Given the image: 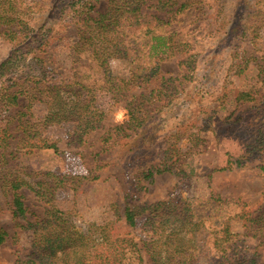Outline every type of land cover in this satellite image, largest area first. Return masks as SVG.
I'll return each mask as SVG.
<instances>
[{
    "label": "rangeland",
    "instance_id": "rangeland-1",
    "mask_svg": "<svg viewBox=\"0 0 264 264\" xmlns=\"http://www.w3.org/2000/svg\"><path fill=\"white\" fill-rule=\"evenodd\" d=\"M11 2L22 9L32 7L26 12V18L30 16V23L34 24L39 22L33 20L40 12L37 9L51 6V0ZM106 5V0H100L96 11H104ZM198 7L201 11L196 13L206 15H197L196 20L195 14L187 21L185 28L189 30L182 32L191 39L195 45L193 50L198 53L193 80L183 82L180 87L185 85L183 92L148 119L143 128L133 133L129 131L130 136H119L116 142L111 140L105 146L102 142L107 130L125 123L128 116L123 99L100 88L102 78L125 79L131 64L123 59L97 61L88 58V53H80L82 60L77 62L72 45L76 27L69 23L72 17L54 25L49 44L38 55L45 58L48 66L60 67L57 73L61 78L70 82L79 79L89 84L95 81L82 105L93 113L94 109L102 111L103 119L97 129L79 140L74 137L73 122L44 125L46 105L31 101L26 108H20L28 114L25 118L30 119L31 125L35 124L28 130L37 131L41 140L44 139L45 142L39 141L40 145L55 144L58 150L35 148L12 157L10 164L3 166L5 158L0 148V177L10 173L9 167L18 172H32L34 176L43 172L67 177L90 176L74 179L66 188L59 189L55 195L57 207L71 212L80 228L111 222L113 235L127 234L139 245L146 241L148 233L142 227V218L136 227L125 224V201L156 203L175 196L192 203L204 227L210 226V231L198 232L197 264H224L226 261V264H264V228L256 236L245 235L242 228L245 218L264 212V172L259 169L264 162V0H204ZM74 11L70 10L69 15L73 16ZM243 23L248 25L245 34H241ZM14 45L15 41L0 34V62ZM147 49L145 47L141 53ZM159 69V76L182 74L176 58L161 62ZM236 70L241 72L235 73ZM36 74L39 75L37 72L30 76ZM8 83L4 82V86L10 85ZM6 89L8 94L15 90L14 86ZM250 90L252 100H237L240 94ZM2 94L0 91V126L18 109L2 107ZM27 103L22 99L19 104ZM15 123L10 132H15L13 143H18L21 127L15 131ZM34 140L38 142V138ZM24 149L25 152L27 146ZM154 165L164 170L147 178L148 168ZM227 165L229 168H225ZM93 176L98 178L93 179ZM37 179L50 181L41 175ZM21 193L29 211L36 215L43 213L45 205L37 196L27 188H22ZM211 196L214 198L210 199ZM10 199V195L3 196L0 192V228L8 233L7 241L0 246V264H15L17 257L23 258L29 252L32 239L30 231L21 229L12 219ZM214 199L228 202L216 203ZM228 215L233 216L230 228L235 236L231 245L234 250L225 258L213 251L210 223L219 225L218 217ZM262 220L264 222V215Z\"/></svg>",
    "mask_w": 264,
    "mask_h": 264
},
{
    "label": "trees",
    "instance_id": "trees-1",
    "mask_svg": "<svg viewBox=\"0 0 264 264\" xmlns=\"http://www.w3.org/2000/svg\"><path fill=\"white\" fill-rule=\"evenodd\" d=\"M99 1L51 0L50 8L37 9L40 12L34 15L33 20L39 22L34 24L30 23V16L26 18V12L32 7L22 9L11 0H0V34L15 41L14 48L0 62V91H3L1 105L8 109L18 108L0 126V148L5 158L3 166L9 165L12 157L29 153L35 148L58 150L55 144L40 145L39 141L45 142L44 139L41 140L37 131L28 130L35 124L31 125L30 119L25 118L28 114L20 108H26L31 101L46 105L47 113L42 121L44 125L73 122L74 137L79 140L97 129L103 119L102 111L94 109L93 113L88 106L82 105L95 81L89 84L79 79L70 82L61 78L57 73L60 67L56 69L48 66L45 58L38 55L49 44L55 29L53 26L58 22L65 23L69 17H72L69 23L76 27L72 45L77 62L82 60L80 53H88V58L97 61L123 59L131 64L130 73L125 79L116 76L102 78L100 88L117 99H123L128 116L125 123L115 124L107 130L102 142L104 146L111 140L116 142L119 136H130L127 134L129 131L133 133L143 128L148 124V119L170 105L183 92L185 85L180 88L183 82L193 80L198 53L193 50L195 45L191 39L183 36L182 32L184 29L189 30L185 28L187 21L195 14L196 20L199 18L197 15H206L205 12L196 13L201 11L198 5L204 0H106L105 10L98 12L96 7ZM72 9H75L73 16L69 15ZM46 13L49 16L45 17ZM43 19L49 21L43 22ZM247 28V23H243L241 34H245ZM140 47L148 49L141 53L143 49L140 50ZM234 57L237 59L236 55ZM170 58H176L182 74L176 77L159 76L160 63ZM37 72L39 75L30 76ZM4 82L10 85L5 87ZM155 82L156 85L150 87ZM13 86L15 90L8 94L6 88ZM250 92L240 94L237 100H250ZM22 99L28 103L21 106L19 103ZM14 122L15 131L21 127L18 143H13L15 132H10ZM36 138L38 142L34 140ZM20 144H26L28 149L24 152L26 146ZM259 169L264 172V162ZM7 170L10 173L0 177V192L3 196H11V216L17 226L30 231L32 235L29 252L23 258L17 257L15 264H197L198 232L209 230L210 226L204 227L203 219L197 217L190 202L175 196L156 203L135 204L132 200H126L123 209L125 224L136 227L142 218V227L148 233L146 241L139 245L127 234L113 235L111 222L80 228L75 224L71 212L57 207L55 195L59 189L66 188L74 179L90 176L67 177L54 172L34 176L32 172H18L11 167ZM163 170L157 165L151 166L146 177L151 178ZM40 175L50 178V181L37 179ZM22 188L29 189L45 205L42 214L36 215L29 211L24 204ZM214 201L222 204L228 202ZM263 215L264 212L245 218L243 233L256 236V233L261 232L264 228ZM218 219L219 225L210 223L213 228V251L226 258L234 250L231 245L235 233L230 228L234 222L233 216H220ZM7 239L8 233L0 228V246Z\"/></svg>",
    "mask_w": 264,
    "mask_h": 264
}]
</instances>
